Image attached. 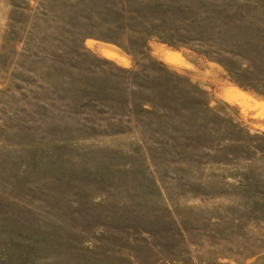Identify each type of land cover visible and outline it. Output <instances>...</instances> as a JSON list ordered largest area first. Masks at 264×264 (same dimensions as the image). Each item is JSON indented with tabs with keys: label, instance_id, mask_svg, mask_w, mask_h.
Returning <instances> with one entry per match:
<instances>
[{
	"label": "rangeland",
	"instance_id": "1",
	"mask_svg": "<svg viewBox=\"0 0 264 264\" xmlns=\"http://www.w3.org/2000/svg\"><path fill=\"white\" fill-rule=\"evenodd\" d=\"M0 264H264V0H0Z\"/></svg>",
	"mask_w": 264,
	"mask_h": 264
}]
</instances>
